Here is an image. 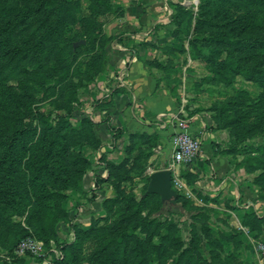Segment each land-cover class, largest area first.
<instances>
[{"label": "rangeland", "instance_id": "obj_1", "mask_svg": "<svg viewBox=\"0 0 264 264\" xmlns=\"http://www.w3.org/2000/svg\"><path fill=\"white\" fill-rule=\"evenodd\" d=\"M181 2H170L162 28L145 30L155 54L146 61L179 97L177 114L191 123L200 116L196 135L201 146L206 130L213 152L175 168L172 203L147 191L149 174L170 167V150L156 149L159 135L122 134L118 148L102 124L110 114L100 108L125 89L111 58L147 36L113 32L134 1L0 0V18L9 13L0 23L2 124L11 113L37 144L54 141L44 170L33 148L22 153L18 171L29 182L17 189L0 162V264H264V0ZM61 141L72 145L65 165ZM73 154L87 161L81 174L72 171ZM17 190L25 199L1 197ZM27 239L40 248L21 249Z\"/></svg>", "mask_w": 264, "mask_h": 264}, {"label": "crops", "instance_id": "obj_2", "mask_svg": "<svg viewBox=\"0 0 264 264\" xmlns=\"http://www.w3.org/2000/svg\"><path fill=\"white\" fill-rule=\"evenodd\" d=\"M133 1L134 5L127 7L124 14L128 16L129 20L117 23L116 29H113L114 33H117V30H122L126 32L125 34H128L129 30L133 29L136 31L135 34L137 36L132 35V37L137 38L140 36L142 39L143 36L147 35L145 30H151L152 27L157 25H161L159 28H162V24L167 22V16L171 10L170 2L172 0ZM185 1L186 0H182L181 4ZM136 28L139 30H136ZM143 40L144 43L137 39L131 40V42L135 41L140 45L129 48L127 46L119 47V51L111 58V61L114 63L113 66H118L117 71L123 74V79L119 85L123 86L125 89H123L124 91L122 92L112 95V105L100 108L104 110L105 113L110 114V117L102 124L103 127L105 126L104 124H109L121 129L125 136L132 133L149 135L156 132L159 138L162 139V141L159 142L161 144L158 143L156 145V149H162L158 152L165 156L164 152H166L167 149L170 150L173 116L179 111L184 112V108L178 103L180 99L177 98L179 97L173 96L169 89L166 88L165 85L163 86V82L160 81V77H162L160 75L161 73H156L157 69L153 67L149 68L147 65L150 62L147 63L146 60H153L155 58L154 53L148 52L151 47H145L146 41L152 40V36L148 34ZM116 45H118V43ZM129 61L130 63H128ZM203 124L204 123H201L200 116L195 114L190 124V131L196 135V131L203 129ZM111 134L112 133L107 134L109 138H111ZM210 136L211 135L206 130L200 132L201 146L194 162L197 161L200 163L202 158H209L212 156L213 151L209 144ZM111 141L112 138L109 142L111 143ZM120 142V139L116 141L118 148L125 146ZM116 144H114L115 147ZM164 144H166L165 147H163ZM104 151H106V149ZM104 151H101V153ZM166 160V157H161L162 162ZM213 160L215 169L217 171L220 170V165H222L221 159L213 157ZM201 168L204 167L197 166V171H200ZM83 181V184L89 187L91 186L92 177L87 175L84 177ZM203 184L204 183H202V185ZM200 187L203 186L200 185ZM104 191V189H101L98 190L97 193L101 197Z\"/></svg>", "mask_w": 264, "mask_h": 264}, {"label": "trees", "instance_id": "obj_3", "mask_svg": "<svg viewBox=\"0 0 264 264\" xmlns=\"http://www.w3.org/2000/svg\"><path fill=\"white\" fill-rule=\"evenodd\" d=\"M3 16H9V13L4 12ZM2 17L0 18V23H2ZM7 30V27H4V30ZM1 30V29H0ZM6 31H4L5 33ZM3 31H0V36L3 34ZM3 38V36H1ZM4 40V38L2 39ZM0 39V43H2V41ZM240 43V41H238ZM4 44V43H3ZM260 49L262 51V53L264 54V41L260 42ZM3 91V90H2ZM4 90L3 94H7L9 91ZM124 91L123 89H119L116 90V92H122ZM14 98H16L15 95H12ZM0 117V133L1 132H5L6 129L8 127H10L8 133H11L12 136L8 137V141L3 143L2 140H0V162H4V164L6 165L7 169L9 170V174L11 175V178L9 181L11 182V186L15 189H17L18 185H22L27 181V178L24 177V175L20 174L18 171L19 170V165L21 162V155L24 151H27L30 148H33V152L31 155V160L34 161L33 157L35 154H37L35 156V160L37 161V163L34 161V163L36 164V168L39 169V171L44 170L46 168L49 167L50 164V157H51V151L50 149L53 146L54 141H52L51 139L48 141H44L41 144H37L36 141L33 140V134H31L30 132H26V133H21V131H19L17 129V126L14 125L13 121H12V115L11 113L6 115V119H8L7 121V125L6 124H2V120ZM108 131L112 132V141H116L118 140L123 132L121 129L113 127L111 125L107 126ZM7 133H5L6 135ZM132 137H142L143 134H137V133H132L130 134ZM145 136V135H144ZM58 142L60 143V140H58ZM3 143V144H2ZM61 144L63 146L62 152L57 154L58 157L60 158L61 162L63 165H65V158L62 157L63 154H69L70 155V150L72 145L69 143H65V141H61ZM97 147H99V145H97ZM103 154V153H102ZM104 157V156H103ZM71 158H74V162L72 161L73 164V169L72 171L76 174V172L80 171V174L82 172H84V168L80 169L79 166V162H85L87 164V161H85L84 158H81V156L79 155H75L73 154V156ZM105 160H107L105 158ZM112 161H108L106 162L107 167L111 164ZM85 164V165H86ZM84 175V174H83ZM79 176V175H78ZM96 179H98L99 181H104L105 179L101 177V179L99 177H96ZM98 180H95V184L96 186H98L99 182ZM100 181V182H101ZM98 188V187H97ZM23 191L17 190L15 192L11 191V193L9 194L8 191L3 193L1 197H12V195L14 194H18V196L22 199H25V196L22 195ZM7 202V201H5ZM16 204V203H15ZM12 205L14 208H16L18 205ZM162 205L164 206V204L162 203ZM1 211V209H0ZM119 255V254H117ZM105 262V261H103ZM70 264V263H69ZM101 264V263H100ZM105 264V263H104Z\"/></svg>", "mask_w": 264, "mask_h": 264}, {"label": "built area", "instance_id": "obj_4", "mask_svg": "<svg viewBox=\"0 0 264 264\" xmlns=\"http://www.w3.org/2000/svg\"><path fill=\"white\" fill-rule=\"evenodd\" d=\"M191 122L184 115L179 116L177 113L173 116L172 133L170 135V162L171 175L175 168L181 164L191 163L200 150V141L191 131ZM174 167V168H172ZM173 176V175H172ZM21 249L36 251L40 248V243L31 239L24 240L20 243ZM258 249L264 252V245L258 246Z\"/></svg>", "mask_w": 264, "mask_h": 264}, {"label": "water", "instance_id": "obj_5", "mask_svg": "<svg viewBox=\"0 0 264 264\" xmlns=\"http://www.w3.org/2000/svg\"><path fill=\"white\" fill-rule=\"evenodd\" d=\"M171 177L168 168L152 171L149 174L147 191L158 193L162 202L175 203L176 193L171 187Z\"/></svg>", "mask_w": 264, "mask_h": 264}]
</instances>
